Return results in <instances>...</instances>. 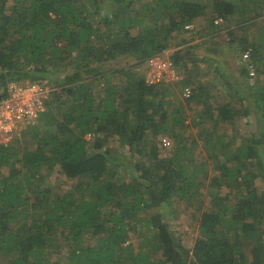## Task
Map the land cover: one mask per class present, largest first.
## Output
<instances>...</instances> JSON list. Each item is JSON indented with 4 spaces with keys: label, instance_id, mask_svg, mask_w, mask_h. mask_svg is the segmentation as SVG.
Wrapping results in <instances>:
<instances>
[{
    "label": "trees",
    "instance_id": "trees-1",
    "mask_svg": "<svg viewBox=\"0 0 264 264\" xmlns=\"http://www.w3.org/2000/svg\"><path fill=\"white\" fill-rule=\"evenodd\" d=\"M263 10L264 0H0V100L12 81L57 87L23 137L0 142V264H55L54 257L63 264H264V190L255 184H264V129L225 143L215 129L234 117L227 109L217 114L207 93L197 96L209 111L190 125L221 173L217 187L228 189L212 194L202 211L206 164L192 171L186 162L196 145L188 144L185 115H172L168 86H148L140 75L121 90L115 82L124 68H141L174 38L214 40L235 27L228 45L249 51L255 77L250 83L242 62L235 91L241 116L264 122V29L247 34ZM202 22L206 29L195 32ZM181 55L172 54L174 68ZM67 61L74 64L62 81L29 75ZM195 98L196 89L187 103ZM50 108L54 131L45 129ZM26 135L31 145L20 143ZM164 135L173 146L166 157ZM104 136L116 138L122 154L111 155ZM113 168H130L127 180ZM53 174L48 188L43 182ZM198 198L200 236L189 250L164 214L175 203L193 209Z\"/></svg>",
    "mask_w": 264,
    "mask_h": 264
},
{
    "label": "rangeland",
    "instance_id": "rangeland-1",
    "mask_svg": "<svg viewBox=\"0 0 264 264\" xmlns=\"http://www.w3.org/2000/svg\"><path fill=\"white\" fill-rule=\"evenodd\" d=\"M262 12L263 13L259 18H256L254 21L248 24L250 27L247 29V34L250 37L251 35H256L257 37L262 29H264V10ZM112 28V32H114L115 29L114 27ZM234 28L235 27H231L229 30H221L217 35V38L215 37L214 40H211L210 36L200 37L197 34H195V36L185 34L184 38L186 39V41L187 39H190L188 41L192 42V50L188 51V46L185 45L186 41L181 42L178 37L170 40L166 50L161 53L162 57L172 59L171 57L175 50H180L182 52V55L178 59L179 64L175 66L179 78L176 82L167 85L170 92L168 101H170L173 116H177V111H180L182 115H185V123L187 124V126H190L191 130V133L188 135V144L192 141L196 145L193 149L190 150V152H188L186 162L189 163L192 171H195L197 169L198 164H206L205 171H207V175L205 180L200 176V181L202 182L201 184H203V186L200 185L202 188L198 190L199 193H201L202 197V211L207 209V207L209 206L208 203L212 194H217L220 192L221 195H224L228 193V189H225L224 187H217L218 183L216 182V180L219 179L221 173L220 171L214 169L213 158H210L207 155V151L204 149L201 142L197 140V134L195 132L196 130L193 127L191 128L190 125L192 121L199 118L200 116L205 117L206 111H209V109L205 107L203 110L201 106V102L203 99H201V101L199 100L200 105L197 110H192L191 105L193 103H187L188 98H185L183 96L184 88L189 87L190 90L192 88L196 89V97L198 95L200 96L203 93H207V98L209 101L207 105H212L214 111H216L217 109V114L223 113L227 109L229 113L234 117V122L232 125L224 123L219 125L215 129L216 135H218L219 137L223 136L225 143H228L229 141L234 143V137H248L252 132L257 133V135L260 136V134L263 133L264 129V122H262L261 119L257 118V116H241L242 107L236 99L235 91L238 88L237 84L240 85L242 82L239 77L238 70L240 64L242 63V61L240 60L242 54L238 52L237 44H233L232 46L228 45L229 41L233 37V35H231V30ZM194 29L195 32L197 31L198 33H202L206 29V23H198ZM241 32L242 31H239L238 35ZM240 37L241 35H239L237 38ZM183 48L185 49L183 50ZM186 53H188L187 56H185ZM73 64V61H67L62 63L61 66H53L50 71L45 74L30 73L29 75L37 81H39L40 79H46L52 83L57 80L62 81L63 77L69 73L70 68ZM144 67L145 65H143L141 68H133L132 71H127V68H124L122 74L118 75L115 78V82L118 84L117 88L121 90L122 88H124V86H133V83L137 80L138 75H140L141 77L144 76ZM262 78L258 77L259 80H261ZM27 81L29 83H32L30 79H28ZM253 82H255V77L250 80V83ZM227 84H231L234 89L229 88ZM46 85L49 84L47 83ZM49 86L51 87V89H53V91L57 89V87H54L52 85ZM197 98L199 99V97ZM51 99L52 98H50V101ZM54 104L55 102L53 98V103L50 107L54 106ZM249 106L252 107V104H249ZM49 110L50 111L47 113V115L49 114V116L46 117L45 121H49L50 125H47L45 129L54 131L56 118L53 114L52 108H50ZM217 119L221 120V117L219 116L217 117ZM206 123L208 125L212 124V122H208V120H206ZM167 124L171 126V121H168ZM35 127L37 129L38 127H41V125L36 124ZM30 138L31 137L29 135H26L24 139L20 141V143H27L31 145L32 140H30ZM163 138H166L170 142L169 149L163 151V157L170 156V151L173 148L171 140L166 135H164ZM102 142L105 147L110 150L111 155L115 156L118 154H122V151L118 149L119 146L116 138L104 136L102 138ZM215 144L218 145L219 142ZM218 147L220 146L218 145ZM13 159L16 158L12 157V160ZM125 169L130 170V168ZM126 170L121 172L120 170L113 168V171L114 173H116L117 178L122 180H127L128 175ZM40 174L43 175L44 171L40 172ZM55 178L56 174H53L50 177V181H44L43 183L48 188H50L53 185L52 181L54 182ZM255 184L259 188V190H264V184L263 182H260L259 179H255ZM197 200L201 199L198 198L193 201V209L184 210L182 203H175L172 205V207H170V214H164L167 221L169 222V227L176 237L178 243L189 250L193 248L196 240L200 236L198 233V214L194 212V207L196 203H198ZM126 244L128 243H125L122 247H124ZM57 245L61 249L64 248L63 242H59ZM157 256L159 257V253L157 254ZM52 262L55 264H63L62 257H54L52 258Z\"/></svg>",
    "mask_w": 264,
    "mask_h": 264
},
{
    "label": "built area",
    "instance_id": "built-area-1",
    "mask_svg": "<svg viewBox=\"0 0 264 264\" xmlns=\"http://www.w3.org/2000/svg\"><path fill=\"white\" fill-rule=\"evenodd\" d=\"M219 23V21H215ZM190 29V26H186ZM241 61L249 71V77L254 76V67L250 61L249 51L241 55ZM178 74L170 59L161 54L154 55L146 60L144 67V82L148 86L169 85L178 80ZM7 95L0 100V142H10L24 136L46 111V103L50 100L53 89L44 83L12 81L7 85ZM191 94L189 87L183 90V96ZM164 147L170 146L169 140L162 139Z\"/></svg>",
    "mask_w": 264,
    "mask_h": 264
},
{
    "label": "crops",
    "instance_id": "crops-1",
    "mask_svg": "<svg viewBox=\"0 0 264 264\" xmlns=\"http://www.w3.org/2000/svg\"><path fill=\"white\" fill-rule=\"evenodd\" d=\"M185 45L188 46V48H187L188 51L192 50L191 47H192L193 45H192V42H191V41H188V39H187V41L185 42ZM184 49H185V48H183V50H184ZM168 89H169V88H168ZM223 89H224V87H223ZM192 90H195V89L192 88V89H191V92H192ZM197 100H198V98L196 97L195 100L191 102V104L193 103V104L191 105V106H192V107H191L192 110H195V111H196L197 108L199 107L200 104H199V102H198Z\"/></svg>",
    "mask_w": 264,
    "mask_h": 264
}]
</instances>
